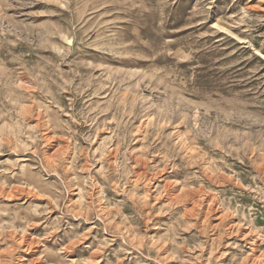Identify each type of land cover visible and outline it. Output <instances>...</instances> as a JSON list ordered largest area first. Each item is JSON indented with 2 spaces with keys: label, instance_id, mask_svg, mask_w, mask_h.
Masks as SVG:
<instances>
[{
  "label": "rangeland",
  "instance_id": "obj_1",
  "mask_svg": "<svg viewBox=\"0 0 264 264\" xmlns=\"http://www.w3.org/2000/svg\"><path fill=\"white\" fill-rule=\"evenodd\" d=\"M0 264H264V0H0Z\"/></svg>",
  "mask_w": 264,
  "mask_h": 264
}]
</instances>
